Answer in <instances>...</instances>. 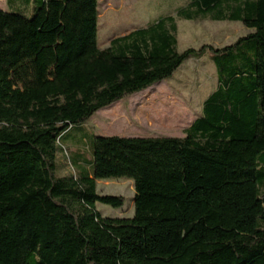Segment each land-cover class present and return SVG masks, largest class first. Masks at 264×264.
<instances>
[{"label":"trees","instance_id":"1","mask_svg":"<svg viewBox=\"0 0 264 264\" xmlns=\"http://www.w3.org/2000/svg\"><path fill=\"white\" fill-rule=\"evenodd\" d=\"M38 1L0 9V264H264V0H190L179 19L252 32L181 53L172 15L100 49L99 0ZM206 54L217 90L184 138L95 134L89 169L57 176L70 131ZM108 179L133 180L134 217L97 211L125 203Z\"/></svg>","mask_w":264,"mask_h":264},{"label":"rangeland","instance_id":"2","mask_svg":"<svg viewBox=\"0 0 264 264\" xmlns=\"http://www.w3.org/2000/svg\"><path fill=\"white\" fill-rule=\"evenodd\" d=\"M190 0H99L98 46L109 47L111 40L143 28L164 16L172 15L178 26V52L199 50L204 46L223 48L232 45L252 31L240 22L187 21L176 11ZM39 6L37 0H0V9L32 18ZM218 77L212 55L186 61L170 79L121 100L65 136L57 154V176H76L78 161L85 170L92 159L91 136L149 135L182 137L201 114L203 103L217 90ZM86 135V136H85ZM88 139V140H87ZM73 162V163H72ZM101 196L124 198L121 208L102 203L96 209L105 218H132L134 182L130 179L97 181Z\"/></svg>","mask_w":264,"mask_h":264},{"label":"crops","instance_id":"3","mask_svg":"<svg viewBox=\"0 0 264 264\" xmlns=\"http://www.w3.org/2000/svg\"><path fill=\"white\" fill-rule=\"evenodd\" d=\"M176 24H177V23H176ZM177 28H178V26H177ZM124 36H125V35H124ZM121 37H123V36H121ZM111 41H112V40H111ZM110 43H111V42H110ZM109 46H110V45H109ZM107 48H108V47H107ZM104 49H105V48H104ZM159 84H160V83H159ZM146 91H147V90H146ZM146 91H144V92H146ZM144 92H141V93H144ZM141 93H139V94H141ZM137 95H138V94H137ZM119 102H120V101H119ZM117 103H118V102H117ZM114 104H116V103H114ZM114 104H113V105H114ZM113 105H111V106H113ZM111 106H110V107H111ZM110 107H107V108H105V109L100 110V111L97 112V113H96V114H95L90 120H92L96 115H99L101 112L105 111L106 109H108V108H110ZM201 113H202V112H201ZM200 115H201V114H200ZM200 115H199V116H200ZM199 116H198V117H199ZM198 117H197V118H198ZM197 118H196V119H197ZM196 119H195V120H196ZM90 120H89V121H90ZM195 120H194V121H195ZM89 121H88V122H89ZM194 121L191 123V125H190L187 129H189V128L192 126V124L194 123ZM187 129H186V130H187ZM96 135H98V136L110 137L109 135H104V134H96ZM112 136H118V137H124V138H162V137H174V136H158V135H156V136H149V135H148V136H147V135H128V136H127V135H125V136H121V135H112ZM184 137H185V135L182 136V137L180 136V137H174V138H184Z\"/></svg>","mask_w":264,"mask_h":264}]
</instances>
